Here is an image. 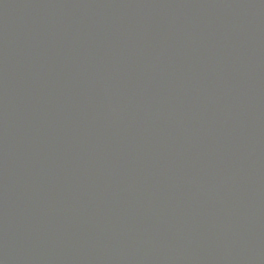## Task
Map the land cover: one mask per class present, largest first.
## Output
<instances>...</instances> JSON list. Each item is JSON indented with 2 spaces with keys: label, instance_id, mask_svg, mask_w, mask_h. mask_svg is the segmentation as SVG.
Wrapping results in <instances>:
<instances>
[{
  "label": "water",
  "instance_id": "water-1",
  "mask_svg": "<svg viewBox=\"0 0 264 264\" xmlns=\"http://www.w3.org/2000/svg\"><path fill=\"white\" fill-rule=\"evenodd\" d=\"M0 264H264V0H0Z\"/></svg>",
  "mask_w": 264,
  "mask_h": 264
}]
</instances>
